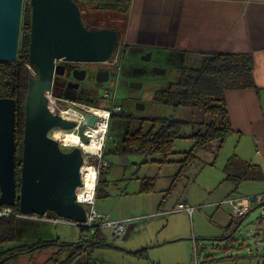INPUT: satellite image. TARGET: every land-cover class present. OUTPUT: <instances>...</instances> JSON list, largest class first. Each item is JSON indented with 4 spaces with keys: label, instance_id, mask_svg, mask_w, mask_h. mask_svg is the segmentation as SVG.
Listing matches in <instances>:
<instances>
[{
    "label": "rangeland",
    "instance_id": "obj_1",
    "mask_svg": "<svg viewBox=\"0 0 264 264\" xmlns=\"http://www.w3.org/2000/svg\"><path fill=\"white\" fill-rule=\"evenodd\" d=\"M130 1L127 0V3L131 4ZM93 13L100 22L105 20L104 27L122 26L120 22L115 24L111 21L119 19L116 12L95 10ZM122 45L124 44H119L118 49H121ZM143 52L127 47L122 54L119 67L115 66L116 71L110 81V91L114 93V100L122 109L115 112L108 122L104 147L106 152L103 151L109 165L102 168L95 203L97 210L111 217L136 219L126 223L125 235L115 236L110 231H105L109 246L81 252L75 255L69 264H82L90 257L96 264H193L196 260V250L201 264H264V226L259 222L262 216L261 206H257L243 219L239 227L233 231L232 238L222 239L227 231L216 224L217 217L214 213L217 209L212 203L230 195L227 192L230 188L236 187L233 182L224 180V166L219 168L217 164L214 165L215 163L211 165L202 158H197L176 186L169 190L172 177L178 169L176 161L161 165L156 161L160 158L156 154L146 156L117 151L122 146L125 133L139 127L146 131L151 125V121L148 120L151 117L186 116L185 118L192 121L217 120V117L204 112L201 108H173L156 101L157 90L167 88L170 83L177 81L176 64L166 57L157 58L156 55L143 61ZM155 67L166 70L157 73L154 71ZM110 101L112 99L104 100L102 96L97 99L96 106L107 107ZM193 131L191 124L183 128L184 134ZM193 143V139L188 137L178 139L176 152L170 155V158L173 160L183 158L184 152L188 151ZM93 161L99 163L98 158H94ZM217 169L220 172H217ZM151 177H154L155 191L141 193L139 189L142 181L153 182L150 180ZM242 183L241 189L240 185L238 186L240 193L247 190L255 192L263 188L264 180L256 182L247 180ZM184 197L188 198L190 203L200 206L192 217L185 211L170 214H166L165 211L157 212L160 201L165 200L164 209H170ZM47 212L53 216L58 215L53 210ZM78 233L79 229L75 225L51 222L45 223L42 229L39 228L32 235L35 238L59 237L64 242H75L80 241ZM21 242L22 239H18L15 243L4 246H13ZM227 244L232 248H225ZM143 247L147 248L148 258H138L128 252ZM69 254L68 249L64 250L58 254V261L67 258ZM53 255L49 249L39 255L35 254L34 258L25 257L20 262L37 264L47 261V264H54L53 260H50Z\"/></svg>",
    "mask_w": 264,
    "mask_h": 264
},
{
    "label": "water",
    "instance_id": "obj_2",
    "mask_svg": "<svg viewBox=\"0 0 264 264\" xmlns=\"http://www.w3.org/2000/svg\"><path fill=\"white\" fill-rule=\"evenodd\" d=\"M32 5L29 65L35 70L28 85L20 172V211L43 215L48 210L76 221L85 220V206L77 200L82 186L84 151L78 145L64 149L49 135L53 127L72 129L76 122L53 113L49 94L57 61L61 59L105 62L123 44L125 26L87 27L74 0H30ZM23 0H0V61L18 59ZM121 16V21L122 20ZM166 69L155 67L162 73ZM16 100L0 97V204L16 200ZM98 117L89 113L80 125L84 141L87 126Z\"/></svg>",
    "mask_w": 264,
    "mask_h": 264
},
{
    "label": "trees",
    "instance_id": "obj_3",
    "mask_svg": "<svg viewBox=\"0 0 264 264\" xmlns=\"http://www.w3.org/2000/svg\"><path fill=\"white\" fill-rule=\"evenodd\" d=\"M74 1L85 6L92 5L93 9L111 10L119 13L120 16H126L130 8L127 0ZM26 29H28V25ZM29 45L28 36H21L18 59L13 62L0 61V97H11L16 100V202L13 205L16 211H20V172L23 164L25 109L29 79L31 77V70L27 65L29 63ZM122 47L123 51L127 49L126 44L122 45ZM204 55L205 57L200 65L183 66L177 81L170 83L167 88L157 90L155 93V100L162 104L173 108H201L204 112L211 113L217 117L216 121L205 123L203 130L191 134L190 137L194 143L188 151L184 152V157L179 160H173L170 155L176 152L177 140L183 137L181 134L182 128L187 124H191L188 120L175 117H151L148 118L151 121V125L146 131L142 127L134 131L128 130L122 138V151L125 153H136L146 156L148 154H156L160 156L159 162L177 161L179 163V170L173 177L170 190L176 186L181 176L197 158V152L200 149L207 148L214 141L222 144L225 138L233 132L225 91L229 88L254 85L253 56L251 53L214 51L204 53ZM91 105L94 106L96 104L91 103ZM114 114L112 113L111 117ZM256 166L242 163L236 155H233L224 167L226 179L239 183L246 177L255 178L259 176L258 172L253 174ZM153 190L154 185L151 182L142 181L140 192L148 193ZM45 223L19 218L15 215L0 217V264H21L20 260L25 257L34 258L35 254L39 255L49 249L52 250L54 255L52 259H48L53 260L54 264H59V262L60 264H69L75 255L81 252H90L94 248L110 245L107 243L106 238H102L99 235L88 241L80 240L75 242H64L59 237L52 239L35 238L32 233L39 228L42 229ZM232 235L233 232L222 239L229 240L233 237ZM18 239H22L23 242L13 246H4L9 243H15ZM225 248L229 249L232 247L227 244ZM67 249L70 251L69 256L58 261V254ZM128 252L138 258H148L146 247ZM37 264H47V261ZM82 264H96V262L90 257L87 262Z\"/></svg>",
    "mask_w": 264,
    "mask_h": 264
},
{
    "label": "crops",
    "instance_id": "obj_4",
    "mask_svg": "<svg viewBox=\"0 0 264 264\" xmlns=\"http://www.w3.org/2000/svg\"><path fill=\"white\" fill-rule=\"evenodd\" d=\"M122 17V25L125 26L123 44L131 49L152 51L157 58H168L170 62L176 64L177 78L183 66L200 65L205 57L204 53L219 51L252 54L254 85L229 88L225 91L233 132L225 138L222 144L214 141L207 148L200 149L197 152V158H202L211 165L215 163L214 165L217 164L220 168L225 167L230 157L236 155L242 163L257 165L253 174L258 172L259 176L246 177L239 183L233 182L236 187L230 188L227 194L234 196L264 194L262 183L263 188L255 192L247 190L240 193L238 190V186L240 185L241 189L242 182L247 180L254 182L264 180V0H131L127 15ZM185 117L179 116L180 119L191 122L194 129L192 133L203 130L205 123L208 122L205 120L192 121ZM183 128L181 131L183 137L179 139L191 138L192 133L184 134ZM104 147L105 145L103 146L105 151ZM117 151L125 153L122 151V146ZM158 159H156L157 162H159ZM165 163L169 162H160L161 165ZM176 163L179 169L180 165L177 161ZM217 172L220 170L217 169ZM151 178H153L151 183L154 185L152 191L154 192V177ZM224 180L229 181L226 179L225 170ZM256 184L260 185V183ZM182 201L190 202L184 197L177 201L176 206L164 209L165 200L160 201L157 212L165 211L166 214H170L183 211L176 210ZM216 209L214 213L217 217L216 224L227 231L226 236L237 229L243 219L253 210L237 218L233 217L229 205L216 206ZM108 216L111 219H125L124 217H111L109 214ZM259 222L264 226L263 216ZM98 235L105 238V235ZM257 246H255L256 250Z\"/></svg>",
    "mask_w": 264,
    "mask_h": 264
},
{
    "label": "built area",
    "instance_id": "obj_5",
    "mask_svg": "<svg viewBox=\"0 0 264 264\" xmlns=\"http://www.w3.org/2000/svg\"><path fill=\"white\" fill-rule=\"evenodd\" d=\"M120 53L114 52V54L110 57L105 62H116L118 55ZM28 67L31 70V74H35V70L27 63ZM107 97L109 99H112L110 101V105L107 107H101L103 108L107 114H108V122L110 120V117L112 113L118 112L122 109L120 104H117L114 100V93H112L110 90L107 92ZM113 96V98L111 97ZM48 107L52 112L59 113L60 115L65 116L66 118H69L73 121L76 122V125L72 129H64L61 127H53L49 132L50 136L54 137L57 139L55 134H57L58 131H77L79 132L80 125L85 119V117L89 113L96 114L94 111H92V106H86L83 107L82 109H79L73 105H64L60 104L57 97L53 95L52 93L49 94V102H48ZM72 113L78 114L81 119L74 118L71 116ZM97 122V121H96ZM108 129V126H107ZM106 129V133H107ZM106 133H105V138H104V144H105V139H106ZM61 144L64 146H69L72 147L74 146L73 144H64L62 143L61 139H58ZM94 158L99 159V163H95L93 161ZM91 165L96 168V177H95V185L93 186V194L86 199H80L79 198V188L77 190V200L82 202L83 205L85 206V220L84 221H76L74 219L64 217V216H59V215H50L47 211L43 214H36V213H29L25 214L21 211H16L15 207L13 205H1L0 204V217L3 216H8V215H15L16 217L19 218H25V219H31V220H37V221H42L46 223H69L72 225H75L79 229V239L80 240H90L93 239L98 234L105 235V231H110L112 234L115 236H122L126 232V223L127 221H132L136 218H125V219H111L109 218L107 213L101 212L95 208V199H96V191L99 183V178L102 172V168L109 165L108 160L104 158V151L103 147L99 149L96 153L94 154H88L85 153L83 156V165ZM82 166H81V174H82ZM83 178V175H82ZM83 181V180H82ZM1 194V190H0ZM88 206H87V205ZM215 206H223V205H229L232 210V215L233 217H243L247 215L253 208L257 206L262 207V216L264 217V194H255V195H229L226 196L214 203H212ZM200 207L197 206L196 204H192L187 201H182L178 204V208L176 210H183L187 212L190 216H193L194 212L196 209ZM196 240V237H194ZM195 257L196 260L193 264H201L198 260L197 256V250L195 252Z\"/></svg>",
    "mask_w": 264,
    "mask_h": 264
},
{
    "label": "flooded vegetation",
    "instance_id": "obj_6",
    "mask_svg": "<svg viewBox=\"0 0 264 264\" xmlns=\"http://www.w3.org/2000/svg\"><path fill=\"white\" fill-rule=\"evenodd\" d=\"M77 4L81 9L82 20L87 27L93 28L95 26L97 27V25L99 27L106 26L105 24H103L105 20L104 22H100L99 19L93 16V11L95 12V10L99 9H93L92 5L85 6L81 3ZM99 11L106 12L104 10ZM117 14L119 19H111V21L115 22V24H117L118 22L122 24L121 16L119 15V13ZM31 20L32 5L30 3V0H23V6L21 11L19 50L21 36L27 35L30 42ZM27 25L28 29H26ZM115 50L118 51L120 54L118 55L116 62L112 63L69 59L58 60L57 65H59V70L55 71L51 93L57 97L60 104L73 105L79 109H82L86 106H92L91 103L96 104L97 99H100V97L102 98V96L104 100L108 98L106 94L110 90V81L114 76V72L116 71L115 66L119 67V64L121 63L122 54L125 51H123V47L121 49H118L117 45L114 51L112 52V55L114 54ZM143 53L145 56L147 55V57H144L143 55V61L147 60L148 57L150 58L151 56L153 57L154 55H156L155 53L149 50H145ZM67 119L71 120L69 118ZM61 145L64 149H69V146H64L63 144Z\"/></svg>",
    "mask_w": 264,
    "mask_h": 264
},
{
    "label": "bare ground",
    "instance_id": "obj_7",
    "mask_svg": "<svg viewBox=\"0 0 264 264\" xmlns=\"http://www.w3.org/2000/svg\"><path fill=\"white\" fill-rule=\"evenodd\" d=\"M92 111L96 113L95 115H97L98 119L94 126H87L84 129V135L89 138L87 142L83 140L81 134L77 131H58L57 134H55L57 139L60 138L64 144L80 146L84 153H96L104 146V138L108 126V114L103 108L99 106H92ZM71 116L81 119V117L76 113H72ZM82 175L83 184L79 188V198L86 199L93 194L96 168L89 164L83 165Z\"/></svg>",
    "mask_w": 264,
    "mask_h": 264
}]
</instances>
